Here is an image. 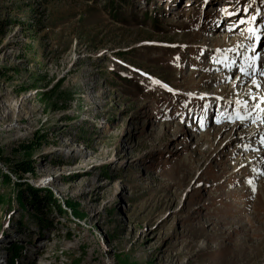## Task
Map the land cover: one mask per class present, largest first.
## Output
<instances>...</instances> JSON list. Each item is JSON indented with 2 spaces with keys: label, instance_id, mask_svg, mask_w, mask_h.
<instances>
[{
  "label": "rangeland",
  "instance_id": "obj_1",
  "mask_svg": "<svg viewBox=\"0 0 264 264\" xmlns=\"http://www.w3.org/2000/svg\"><path fill=\"white\" fill-rule=\"evenodd\" d=\"M262 12L264 0H0V264L13 244L17 264H264V178L235 160L256 143L243 136L253 114L232 100L264 90ZM21 157L34 175L10 171ZM28 184L65 209L40 211L41 231L34 205L12 200L32 201Z\"/></svg>",
  "mask_w": 264,
  "mask_h": 264
},
{
  "label": "trees",
  "instance_id": "obj_2",
  "mask_svg": "<svg viewBox=\"0 0 264 264\" xmlns=\"http://www.w3.org/2000/svg\"><path fill=\"white\" fill-rule=\"evenodd\" d=\"M115 12V11H114ZM151 22L155 23L156 20L155 18L152 16L151 17ZM29 88H33L36 89V86H30ZM89 135L91 133H88ZM35 143L33 142H27V144L22 145L20 147V149L18 148V150L20 151V153H22V155H30L31 151L34 149L35 147ZM16 149V151H18ZM18 151V152H19ZM10 171L15 174L19 179H22L24 177L25 174H30V175H34V169L33 166L31 164H29V162L21 157L20 159L14 161L10 166H9ZM0 179H4L3 181H8V176L3 174L0 171ZM17 189L20 190L22 187H20L19 185L21 183L17 182ZM26 190H28L29 194L31 195L30 197L32 198V201L28 200V199H24L23 196L21 195V192L19 191L17 193V195H13L12 200L15 201L17 207L22 210L25 208V204H32L34 205L33 207L35 208V211L38 212L37 214L35 213L34 215V223L35 225H37V229L38 231L42 230L43 227V218L42 215L39 216L40 211H45L48 209H51V207L58 213H62L65 211L64 208H62L60 201H58L56 198L53 197L52 193L49 190H44L43 195H38V192H40L39 190H41L40 188H36L33 187L31 184H28L25 187ZM39 196V197H38ZM9 197L6 200V203L4 204V211H7L10 204H9ZM63 203L65 204L66 208L70 209L75 215L79 216L78 213H76V207H73V205H71L68 201L64 200ZM42 214V213H41ZM19 223H20V218H18ZM46 220V219H45ZM17 249H19V247L16 244H13L11 247H9V252H10V258L11 264H17V257L16 255V251Z\"/></svg>",
  "mask_w": 264,
  "mask_h": 264
},
{
  "label": "bare ground",
  "instance_id": "obj_3",
  "mask_svg": "<svg viewBox=\"0 0 264 264\" xmlns=\"http://www.w3.org/2000/svg\"><path fill=\"white\" fill-rule=\"evenodd\" d=\"M263 14H260V16H262L263 18H264V12H262ZM224 54V53H223ZM223 54H221L220 55V57H219V59H221V60H223V61H227V59L225 60V59H223V57H225V55H223ZM244 70H246L245 68H244ZM255 71H257V68H255L254 69ZM253 71H252V69H251V71H250V73H252ZM249 74V73H248ZM264 76H262V78H263ZM259 80V79H258ZM257 80V81H258ZM260 83L259 84H263L264 83V79H261L260 81H259ZM239 84H241V82H238ZM258 84V85H259ZM239 91L241 90V89H239V88H237ZM250 89H251V87L249 86V87H247V88H245V89H243V90H245L244 91V93H249V92H251L250 94V96L248 97V98H240V99H236L235 97L234 98H232V100L233 99H235L234 100V102H236V103H238L237 105H239L238 107L240 108V109H242L243 110V101H245V100H247V102H248V107H247V110L250 112V113H252V114H254L255 113V115H253V116H250V120L249 121H251L252 122V125H254L255 127V129L254 128H251V129H249V130H247V131H249V133L247 134V135H245V134H243V136L247 139V140H250V139H252V138H250L249 139V137L251 136V137H254V140L256 139V143H254V141L253 142H250L249 144H250V146H248V145H246L247 143L246 142H243L242 144H241V148H238V154H236V161L237 162H242V160H243V155H245V153L247 154V157L248 158H250V159H248L247 157V159H248V162L246 163H241L240 164V166L237 168V171H239V172H241V171H243V167H244V165H251L252 167H253V171H255V174H260V175H262V177L264 178V170H261L260 169V166L261 165H263L264 164V156H257L256 157V155H255V157L253 156V153L251 154L250 152V148L252 147V148H255V145H256V147H258V146H260V145H263L264 146V139L263 138H259V139H257V138H255V136H258V135H263L264 134V90H262V92L259 94V91H256V94H254L253 96H252V91H250ZM241 95V94H240ZM253 97H255L256 99H253ZM231 103H232V101H231ZM235 104V103H234ZM241 110V111H242ZM244 111V110H243ZM254 116H257L256 118H254ZM257 120H260L261 121V125H259L258 123H256V121ZM255 122V123H254ZM250 127H252V126H250ZM254 129V130H253ZM264 136V135H263ZM263 150H262V152L264 153V148H262ZM245 151V152H240V151ZM250 151V152H249ZM254 157V158H251V157ZM201 172V171H200ZM200 174V173H199ZM198 174V175H199ZM243 176V175H242ZM221 185V184H220ZM245 187V186H244ZM251 193V192H250ZM226 202V201H225ZM230 204V203H229ZM248 209V208H247ZM242 213V212H241Z\"/></svg>",
  "mask_w": 264,
  "mask_h": 264
},
{
  "label": "snow or ice",
  "instance_id": "obj_4",
  "mask_svg": "<svg viewBox=\"0 0 264 264\" xmlns=\"http://www.w3.org/2000/svg\"><path fill=\"white\" fill-rule=\"evenodd\" d=\"M249 9L248 8H246V7H243V8H241L240 9V11H243V12H247ZM230 15H235V13H229ZM237 19H239V18H237ZM217 53H220V52H227V51H229L228 49H224V50H221V49H217V50H215ZM223 59H227V56H225V57H223ZM219 62V61H218ZM240 73H241V75H243V74H246L245 73V70H244V68H241L240 69ZM145 75H147V74H145ZM261 75L262 76H264V73H261ZM238 79V78H237ZM253 86L254 87H264V85H258V84H255V82H253ZM250 91H251V89H250ZM253 99H256L255 97H253ZM247 107H248V102H247V100H245V101H243V110L244 111H246L247 110ZM239 119H243V117L241 116V117H239Z\"/></svg>",
  "mask_w": 264,
  "mask_h": 264
}]
</instances>
